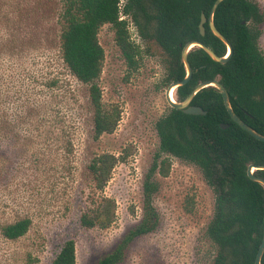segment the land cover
I'll return each mask as SVG.
<instances>
[{
	"label": "rangeland",
	"instance_id": "obj_1",
	"mask_svg": "<svg viewBox=\"0 0 264 264\" xmlns=\"http://www.w3.org/2000/svg\"><path fill=\"white\" fill-rule=\"evenodd\" d=\"M254 1L264 12V0ZM62 2L0 0V46H28L0 54L1 91L10 121L8 136L0 139V223L32 219L29 231L17 240L0 233V264H51L70 239L76 243L77 264H97L119 248L142 221L145 175L160 144L156 122L170 107L168 54L155 40H144L131 16H125L130 39L140 50L137 66L130 67L114 29L105 24L99 32L105 50L99 83L104 103L118 107L121 118L113 132L93 138L87 88L59 58ZM259 45L264 53V23ZM53 78L60 79L59 87H48ZM28 102H39L48 117L21 118ZM58 109L65 120L63 140L53 135L58 125L51 113ZM104 153L115 155L117 162L109 180L101 183L90 164ZM171 163L168 176L155 175L157 228L134 237L117 264L213 262L216 246L207 229L216 192L199 166L174 156ZM112 211L107 227L83 222L84 216L97 222Z\"/></svg>",
	"mask_w": 264,
	"mask_h": 264
},
{
	"label": "trees",
	"instance_id": "obj_2",
	"mask_svg": "<svg viewBox=\"0 0 264 264\" xmlns=\"http://www.w3.org/2000/svg\"><path fill=\"white\" fill-rule=\"evenodd\" d=\"M59 58L64 67L87 88L85 107L93 138L113 132L121 118L118 107H108L103 101L99 83L105 50L99 39L103 25L110 24L115 38L130 67L138 64L139 46L130 39L127 19H120L121 0H62ZM215 0H125L122 12L131 16L144 40H155L168 54L166 82L182 80L186 67L182 63L183 46L199 40L218 55L228 53V45L215 35L205 23L201 33L202 14L209 19ZM214 23L233 46V53L225 63L215 61L207 51L195 46L188 54L193 67L192 78L176 90L178 100H184L195 86L205 80L219 79L227 88L235 112L258 132L264 134V53L259 45L264 12L254 0H223L214 13ZM17 45L0 46V54L9 55L26 50ZM2 80V79H1ZM0 80V82H1ZM60 85L53 78L49 88ZM192 104L199 105L206 114H189L169 107L156 122L159 148L145 175L144 215L142 221L115 251L103 256L97 264H117L123 258V248L134 237L153 231L160 218L153 204L159 190L156 173L168 176L171 156L199 166L208 184L216 192L215 212L207 233L216 246L211 264H255L264 237V185L248 175L251 164H264V141L257 139L236 123L229 114L220 90L215 86L202 88ZM39 102H28L21 118L46 119L47 113ZM41 112L44 113L41 116ZM20 118V119H21ZM40 118V119H38ZM58 129L56 140H63L61 110L51 113ZM36 120V121H37ZM39 123V122H38ZM221 123H229L222 128ZM10 121L0 84V139L8 136ZM71 148L74 146L69 139ZM0 159L4 156L0 154ZM4 162V161H2ZM117 162L113 154L96 155L90 168L96 180L107 182ZM2 168V167H1ZM255 174L264 178V169ZM114 212L99 216L98 221L87 216L83 222L109 226ZM32 225L29 216L0 223V233L8 240L24 236ZM51 264H77L76 243L67 240ZM264 264V255L262 257Z\"/></svg>",
	"mask_w": 264,
	"mask_h": 264
},
{
	"label": "water",
	"instance_id": "obj_3",
	"mask_svg": "<svg viewBox=\"0 0 264 264\" xmlns=\"http://www.w3.org/2000/svg\"><path fill=\"white\" fill-rule=\"evenodd\" d=\"M221 1H223V0H215L214 4L212 6V9H211L209 19L206 17L205 14H202V19L200 22V29H201V33L205 34V30H206L205 23L207 21H209V25H210L213 33L215 35H217L219 38H221L228 45V53L225 56H220L210 46L206 45L205 43H203L202 41H199V40H191V41L187 42L183 46L182 58H181L182 63L186 67V71H187L186 76L182 80H177V81H174V82L169 84V86L166 90V97H167V100H168L171 107L181 109L184 112L189 113V114H206L207 111L204 110L203 107H201L199 105L192 104L191 102H192L194 96L196 95V93L198 91H200L202 88L207 87V86H215L222 93L225 106H226L229 114L233 118V120L236 123H238L242 128L247 130L250 134H252L254 137H256L259 140L264 141V134L258 132L255 128H253L251 125H249L245 120H243L235 112V110L233 109V106L231 104L229 92H228L227 88L224 86V84L219 79L215 78V79L205 80V81L198 83L195 86V88L191 91V93L184 100L180 101L177 99V96H176L177 88L183 84H186L192 78V75H193V67H192V65L189 61V57H188V54L191 51V49H193L195 46L202 47L207 51V53L215 61H218L221 63L227 62L233 53L232 44L228 41V39L224 36V34L216 27V25L214 23V13H215V11H216V9H217V7ZM221 127L227 128V127H229V123H221ZM256 169H264V164H251L248 167V175L250 176L251 179L258 181V182H261L264 185V178L255 174ZM263 255H264V237H263V241L260 245V248L258 250L256 260H255V264H262Z\"/></svg>",
	"mask_w": 264,
	"mask_h": 264
},
{
	"label": "built area",
	"instance_id": "obj_4",
	"mask_svg": "<svg viewBox=\"0 0 264 264\" xmlns=\"http://www.w3.org/2000/svg\"><path fill=\"white\" fill-rule=\"evenodd\" d=\"M123 5H124V0H121L120 3H119V7H120V19H125L124 17L125 16H128V15H125L123 12H122V8H123Z\"/></svg>",
	"mask_w": 264,
	"mask_h": 264
}]
</instances>
